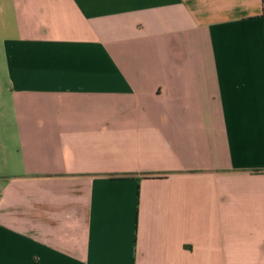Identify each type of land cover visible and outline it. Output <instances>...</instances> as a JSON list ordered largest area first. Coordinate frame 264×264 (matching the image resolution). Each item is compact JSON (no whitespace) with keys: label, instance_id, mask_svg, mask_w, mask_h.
Returning a JSON list of instances; mask_svg holds the SVG:
<instances>
[{"label":"crops","instance_id":"crops-1","mask_svg":"<svg viewBox=\"0 0 264 264\" xmlns=\"http://www.w3.org/2000/svg\"><path fill=\"white\" fill-rule=\"evenodd\" d=\"M0 264H264V0H0Z\"/></svg>","mask_w":264,"mask_h":264}]
</instances>
